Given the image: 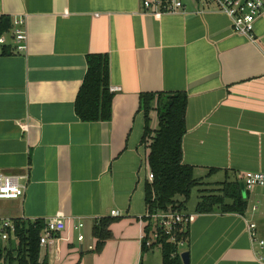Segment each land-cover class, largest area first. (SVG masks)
<instances>
[{
	"label": "crops",
	"instance_id": "0c3cea01",
	"mask_svg": "<svg viewBox=\"0 0 264 264\" xmlns=\"http://www.w3.org/2000/svg\"><path fill=\"white\" fill-rule=\"evenodd\" d=\"M143 1L0 0V16L22 19L27 35L25 53L0 56V174L27 176L23 200H0V218H62L40 246L48 264H155L141 250V93H186L182 161L207 187L264 173V11L247 37L211 0H175L182 7L168 12ZM95 54L109 59L112 116L82 122L74 103ZM247 198L243 215L182 211L193 216L190 264H263L247 225L264 240V191ZM112 211V238L96 253L93 225Z\"/></svg>",
	"mask_w": 264,
	"mask_h": 264
},
{
	"label": "trees",
	"instance_id": "16d2710c",
	"mask_svg": "<svg viewBox=\"0 0 264 264\" xmlns=\"http://www.w3.org/2000/svg\"><path fill=\"white\" fill-rule=\"evenodd\" d=\"M12 18L0 16V36L12 30ZM4 47L2 56L9 55ZM87 70L76 95L74 110L82 122H107L112 116L113 95L109 89V59L107 55H88ZM187 95L184 92L141 93L140 110L144 115L142 144L147 149L148 175L144 185L146 212H182L193 189L201 193L195 213H232L243 215L248 201L242 195L240 184L225 182L217 193H207L204 182L195 178L193 167L185 165L182 141L186 134L185 113ZM152 114L157 126L151 127ZM115 217L100 218L92 228L96 239L95 252L99 253L107 240L112 238L110 226ZM16 228L8 242H0V264H48L40 259V236L45 227L43 220L28 222L14 220ZM149 232V226L146 227ZM188 226L175 230V241L161 232L152 248L161 250L162 264H183L178 253V242H188ZM16 241L12 249L11 240ZM142 254L148 251L142 243Z\"/></svg>",
	"mask_w": 264,
	"mask_h": 264
},
{
	"label": "built area",
	"instance_id": "2783aa9c",
	"mask_svg": "<svg viewBox=\"0 0 264 264\" xmlns=\"http://www.w3.org/2000/svg\"><path fill=\"white\" fill-rule=\"evenodd\" d=\"M217 6L220 13L226 15L232 25V30L242 36L252 37L256 20L264 11V0H211ZM146 10L155 8L158 12H168L180 9L181 2L175 0H148L143 1ZM12 30L0 36V56L3 55L4 47L8 46L12 53H25L27 49V35L24 29V21L20 18L12 20ZM152 175L148 179L152 180ZM240 182L246 191L255 188L264 189V173H244L239 177ZM27 189L26 175L0 174V200H23ZM255 210V208L253 209ZM111 216L116 217V211L111 212ZM141 220L146 223L142 233L141 241L145 247L150 249L160 237L161 232L168 236L171 241H175V230L178 227L188 226L193 220L192 215L182 212H157L154 214L145 213ZM44 229L40 236V246H45L52 239L53 235L63 231L65 222L60 217L49 218L44 221ZM149 226V232L146 227ZM83 227L82 223L74 226L75 230ZM16 224L14 220L0 218V242H8L14 233ZM247 232L249 237L260 249L264 247V240L257 241L256 225L248 223ZM83 235H78V241L83 240ZM179 247L183 242H178ZM159 247V246H158ZM258 261L264 264V256H259Z\"/></svg>",
	"mask_w": 264,
	"mask_h": 264
},
{
	"label": "rangeland",
	"instance_id": "374dc122",
	"mask_svg": "<svg viewBox=\"0 0 264 264\" xmlns=\"http://www.w3.org/2000/svg\"><path fill=\"white\" fill-rule=\"evenodd\" d=\"M156 123H157V120H155ZM157 126V124L155 125V127ZM220 180V177L219 179H217V177H212L210 178L207 182L209 183H215L216 181H219ZM223 177L221 178V181H223ZM220 182V181H219ZM208 185L206 183H204V188L206 190L207 193H217V190L220 189L219 186H210V187H207ZM241 187V191H242V195L245 199L248 200L247 198V191L245 190L244 186L243 185H240ZM243 188V189H242ZM254 190H257V188H255ZM262 191H264V189H260ZM201 195V193L198 192V189H193L190 193V196L188 198V201L187 203L185 204V208L183 209V211H189V212H193V209L195 208L197 202L199 201V196ZM248 204H250V202H248ZM184 246V245H183ZM179 247L178 248V253L181 254L183 253L184 251H186V247ZM145 255H150L154 261H155V264H162V256H161V250L159 247H155L153 250H150L148 252L145 253ZM153 262L151 261V264Z\"/></svg>",
	"mask_w": 264,
	"mask_h": 264
},
{
	"label": "water",
	"instance_id": "95a60500",
	"mask_svg": "<svg viewBox=\"0 0 264 264\" xmlns=\"http://www.w3.org/2000/svg\"><path fill=\"white\" fill-rule=\"evenodd\" d=\"M11 245H12V249H15L16 241L14 239L11 240ZM180 258L183 264H190L189 253L187 251H184L183 253H181Z\"/></svg>",
	"mask_w": 264,
	"mask_h": 264
}]
</instances>
